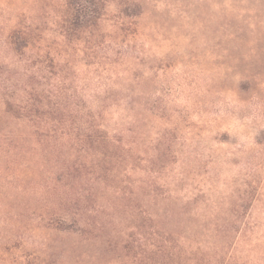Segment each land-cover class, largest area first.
<instances>
[{
  "label": "trees",
  "instance_id": "obj_1",
  "mask_svg": "<svg viewBox=\"0 0 264 264\" xmlns=\"http://www.w3.org/2000/svg\"><path fill=\"white\" fill-rule=\"evenodd\" d=\"M107 3L32 0L30 6L6 18L9 26L0 27V212L8 231L5 240L12 243L11 248L18 250L29 240L37 251L26 254L19 250L21 255L17 257L16 253L9 254L7 246L3 250L10 256L0 255V264H80L79 259L91 260L90 264H244L233 253L240 244L253 245L255 228H248L247 216L249 201L259 196V187L264 184L260 177L264 146L255 141L262 147L247 160L244 174L233 180L229 196L232 204H220L226 203V197L185 202L177 195V185L162 186L157 175L160 172L151 168L146 188L140 185L128 190L127 171L134 169V157L139 156L127 145L139 114L136 106H145L138 104L141 100L144 103L145 94L138 97L132 90L133 68L126 66L124 77L114 73L118 66L128 63L123 60L127 52H143L127 43L115 49L117 43L110 46L104 33L94 38L105 18ZM135 6L141 8L138 2ZM217 23L218 28L230 26ZM112 27L125 38L127 30L122 24L115 22ZM257 28L255 25L254 30ZM144 31V35L139 30L132 35L149 39ZM46 32L53 40H48ZM216 35L233 37L217 30ZM248 50L247 57L255 59L257 52ZM236 55L241 54L234 55L226 48L216 52L217 58L227 62V71L233 69L232 74L222 73L219 80L225 82L230 75L229 81L239 78L237 93L254 96L257 104L253 119L258 120L263 110L257 95L264 83L252 69L259 62L245 67L244 59L235 61ZM134 58L141 60L140 56ZM78 63L97 66L91 72L98 77L102 90H87L88 105L83 108L76 94L67 95L65 85L68 71L80 67ZM143 111L146 113L145 107ZM224 115L217 117L222 120ZM112 120L114 134L106 129ZM154 158L156 162L162 160L161 155ZM4 170L11 172L10 179L1 182ZM23 170L30 173V180L48 173L52 177L45 175V181L49 179L51 184L31 181V185L26 174L21 176ZM83 172L93 176L109 172L115 186L104 179L98 181L96 185H102L99 195L96 187L76 188L68 183ZM142 197L147 201L140 202ZM125 200H132L133 207ZM102 243L116 251L110 262L104 261L102 252L97 258L94 254L88 258L83 250Z\"/></svg>",
  "mask_w": 264,
  "mask_h": 264
},
{
  "label": "rangeland",
  "instance_id": "obj_2",
  "mask_svg": "<svg viewBox=\"0 0 264 264\" xmlns=\"http://www.w3.org/2000/svg\"><path fill=\"white\" fill-rule=\"evenodd\" d=\"M31 2L32 0H0V27L9 26L6 18L30 6ZM135 2L141 8H137ZM105 14L94 38L104 33L105 42L110 46L114 47V43H117L115 49L127 43L143 52V55L127 52L123 60L128 63L118 66L114 73L115 76L118 74L124 77L123 69L126 66L129 70L133 68L132 90L138 97L145 94L144 103L142 104L143 100L138 101V104L145 106H136L135 110L139 114L135 112L137 119L133 123L132 137L127 145L132 148L135 156H139V159L134 157V169L127 171L130 182L127 183L128 190L140 185L146 188L151 168L160 172L157 175L161 178L159 183L162 186L177 185V195L185 202L198 200L201 203L216 197H226V203L220 204H232L234 200L229 196L234 187L233 180L244 174L243 168L247 160L256 156L257 150L262 147L256 146L255 141L264 146V85L257 95L263 113L258 120H254L257 101L250 92L237 93L238 77L229 81L230 75L225 82L219 80L222 73L232 74L233 69L227 71V62L220 60L215 54L224 48L230 49L234 55L240 53L241 55H236L238 57L235 61L244 59L245 67L258 61L259 65L252 69V73L258 75L264 83V0H108ZM115 22L122 24L123 29L127 30L125 38L112 27ZM217 22L230 23V26L218 28ZM255 25L258 26L256 30ZM136 30L141 34L145 30L149 39L145 36H133L132 33ZM216 30L233 37L219 38ZM45 36L48 40H53L50 32H46ZM245 42L247 44L242 46ZM139 46L143 49H139ZM249 48L257 52L255 59L247 57ZM137 56H140V61L135 60L134 57ZM81 57L82 55L78 57L79 60ZM132 61L134 66L131 65ZM78 66L80 67L70 68L65 85L67 95L76 94L80 108H83L84 104L88 105L85 97L87 90H102L97 83L98 77L91 72L97 66L83 67L80 63ZM110 75L114 76L112 73ZM52 78L56 79L54 75ZM138 78H144L145 82L136 84L135 80H139ZM112 89L115 90V87ZM144 107L146 113L143 111ZM220 112L226 113L222 120L217 117L221 116ZM114 123L112 120L106 124V129L111 134L116 129ZM160 155L162 160L154 161V157ZM212 159L216 160L212 163ZM233 162L236 164L233 165ZM10 173L9 170H4L5 177L2 176L1 182L3 179H10ZM23 174L28 176L26 180L30 182L42 185L50 183L49 179L45 181L48 173L39 174L33 180L29 179L30 173L27 170H23L21 176ZM108 175L109 172L94 176L83 172L81 175L75 174L78 177L71 178L68 183L76 188L96 187L100 195L102 185H96L100 183L98 181L104 179L107 184L115 186ZM48 177L52 176L48 175L46 178ZM260 177L264 183V169ZM259 188V196L249 201L247 216L248 228H255V234H251L253 245L249 247L247 244H240L237 252L233 253V257L242 260L244 264H254L256 261L264 264V184ZM40 194L45 193L41 191ZM32 201L28 202L33 205ZM146 201V197H142L140 202ZM124 203L132 207L134 204L132 200H125ZM4 223L3 212H0V242H4L0 245V255L3 258L10 256L7 250H3L7 246L9 254L16 253L17 257L21 255L19 250L26 254L37 252L35 245L29 240L28 244L21 245L18 250L12 249V243L5 240L8 231ZM97 247L83 250L87 257L94 254L97 258L102 252L106 255L103 257L104 261L110 262L115 258L116 251L106 244L102 243V246ZM79 260L80 264L91 262Z\"/></svg>",
  "mask_w": 264,
  "mask_h": 264
}]
</instances>
